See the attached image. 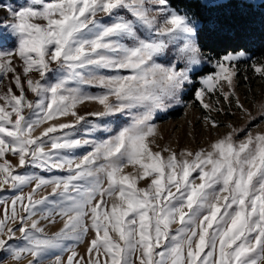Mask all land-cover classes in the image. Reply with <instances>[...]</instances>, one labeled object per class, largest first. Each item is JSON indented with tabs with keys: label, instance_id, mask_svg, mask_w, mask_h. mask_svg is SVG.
<instances>
[{
	"label": "snow or ice",
	"instance_id": "1",
	"mask_svg": "<svg viewBox=\"0 0 264 264\" xmlns=\"http://www.w3.org/2000/svg\"><path fill=\"white\" fill-rule=\"evenodd\" d=\"M0 7L17 37L15 51H0V78L11 74L13 81L0 92V192H18L0 199V264H264V131L237 142L244 129L228 124L208 148L177 152L157 142L153 123L181 104L188 88L212 129L221 126L211 115L225 111L221 99L251 116L236 93L246 51L220 56L196 88L212 57L198 22L171 0ZM251 68L264 78V62ZM217 93L215 104L206 101ZM89 103L100 110L82 114ZM120 117L130 122L107 139L78 138L111 132L107 124ZM89 145L79 158L67 155ZM29 167L67 175L19 171ZM57 220L59 229L46 231L42 222ZM85 241V256L69 247Z\"/></svg>",
	"mask_w": 264,
	"mask_h": 264
},
{
	"label": "rangeland",
	"instance_id": "2",
	"mask_svg": "<svg viewBox=\"0 0 264 264\" xmlns=\"http://www.w3.org/2000/svg\"><path fill=\"white\" fill-rule=\"evenodd\" d=\"M204 4L212 5L220 2H224L226 0H201ZM252 3H260L264 0H244ZM30 0H0V5H11L14 9H19L22 6H25L29 3ZM171 4L176 9L181 12H187L191 17L194 18V22H198L199 20L195 18L192 14V11L185 4L179 2V0H171ZM11 22V17L4 7H0V51H15L17 46V37L12 34L11 29L7 28L5 25ZM246 51V50H240ZM247 55L249 57L247 62H240L238 65L239 68V76L237 78V87L236 93L239 95L241 102L244 103L245 107L249 109L251 112V116H247L244 113L240 112L233 105L232 108H227V102H224L221 99L220 106L225 108V111L222 113H218L213 111L211 115L219 122L221 125L218 128L212 129L210 128L206 122L203 120L205 115L204 110L199 105V102L196 101L195 95L192 92V88L186 89V93L182 96V103L176 105L167 111L158 112L156 118L153 123H155L158 127L159 136L157 138V142L164 147H171L172 149L180 152L184 149H190L193 151H197L201 148H208L209 145L215 140L219 139L225 133L229 132L230 129L225 125L232 124L238 128L244 129L243 132H240L237 136V142L239 140H243L246 138L247 133H258L264 131V111L261 110L260 105L264 103V78L259 77L251 68V64L253 63H261L264 62V58L256 59L253 58L252 55L248 52ZM207 54V53H206ZM219 58L212 57L210 62H207L201 66V72L196 76L194 80V85L196 88L201 87L200 80L203 76L210 75L215 71L214 64L216 60ZM14 65L17 68V72L21 71V62L18 59H14ZM34 77L35 73L32 74ZM247 77V79H245ZM49 83L54 82V77H50L48 80ZM12 76L9 74L8 76L0 78V92L6 91L9 86H12ZM15 90V89H14ZM18 93V90H16ZM96 94H99L100 90H94ZM30 99H35V97L29 92L27 93ZM218 97L217 94H210L209 97H206V101L212 102L215 104V100ZM81 113L84 114L87 111H97L100 110V106L95 103H89L85 106L81 107ZM229 113H235V116L230 115ZM27 114V113H26ZM94 122L102 123L101 121H96L95 118H90ZM112 119V118H110ZM129 119L127 117H120L119 120L112 119V122L107 124V127L112 129L111 132H103L97 131L92 133L91 135H87L83 132L79 134L78 138L90 139L94 142H100L102 140L107 139L110 135H112L116 130L127 126L129 123ZM39 134V130L37 133ZM162 137V138H160ZM92 145L87 146L86 148L77 149L74 152H69L67 155L74 158H79L82 155L86 154L88 151H91ZM7 159L11 160L13 164L17 163V157L8 154ZM21 173H35L37 175H42L46 178H50L53 176H65L66 172L63 171H54L47 172L40 169L35 168H27V169H19ZM126 172L134 171L132 168L125 169ZM195 175V174H194ZM199 182V181H197ZM147 181H142L140 186H146ZM29 191H31V187H25L23 189V193L26 195ZM50 189L42 190L37 193L36 198H40V196L47 195ZM18 194L14 193L10 188L4 192H0V199L5 201H10L14 198V195ZM4 204H0V218L3 216L4 212ZM44 226H46V231L49 233L57 231L61 226L59 220H57L56 224H48L47 222H42ZM177 227L176 225L173 226ZM19 236V233H17ZM91 238V234L89 239ZM69 247H76V250L80 253V255H86V249L88 247L87 241L76 246L75 244L70 243ZM61 255L66 259L70 252H63ZM9 264H16L15 261H9ZM20 264H28L27 260H22Z\"/></svg>",
	"mask_w": 264,
	"mask_h": 264
},
{
	"label": "trees",
	"instance_id": "3",
	"mask_svg": "<svg viewBox=\"0 0 264 264\" xmlns=\"http://www.w3.org/2000/svg\"><path fill=\"white\" fill-rule=\"evenodd\" d=\"M199 20L205 53L219 58L226 52L246 50L264 58V1L226 0L207 5L201 0H179Z\"/></svg>",
	"mask_w": 264,
	"mask_h": 264
}]
</instances>
